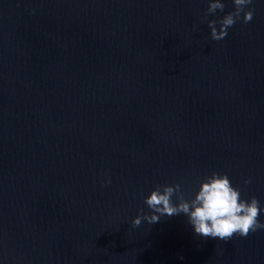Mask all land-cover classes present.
Wrapping results in <instances>:
<instances>
[{
    "label": "water",
    "instance_id": "95a60500",
    "mask_svg": "<svg viewBox=\"0 0 264 264\" xmlns=\"http://www.w3.org/2000/svg\"><path fill=\"white\" fill-rule=\"evenodd\" d=\"M222 2L0 0V264H264V231L131 226L213 172L264 207V0L213 41Z\"/></svg>",
    "mask_w": 264,
    "mask_h": 264
},
{
    "label": "clouds",
    "instance_id": "9594fccd",
    "mask_svg": "<svg viewBox=\"0 0 264 264\" xmlns=\"http://www.w3.org/2000/svg\"><path fill=\"white\" fill-rule=\"evenodd\" d=\"M233 11L223 15L219 20H207L210 38L221 41L228 35V29L238 21L248 24L252 21L255 8L254 0H232ZM225 4L222 0H208L205 17L223 13ZM111 183L105 179L102 186ZM251 183L250 179L243 182ZM175 197V202L173 200ZM144 204L149 214L137 215L131 226L137 228L142 221L150 225L159 222L161 217H173L183 214L192 226L195 235L203 238H215L227 242L235 235L241 238L251 233L264 231V222L259 216L264 214V207L256 197L242 198L241 189L233 187L227 174L213 172L200 183L193 198L185 199L180 184L171 186L156 185L154 190L145 198ZM178 259H183L182 256Z\"/></svg>",
    "mask_w": 264,
    "mask_h": 264
}]
</instances>
